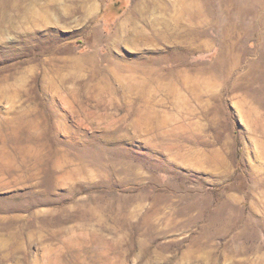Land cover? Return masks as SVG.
I'll list each match as a JSON object with an SVG mask.
<instances>
[{
	"label": "rangeland",
	"instance_id": "1",
	"mask_svg": "<svg viewBox=\"0 0 264 264\" xmlns=\"http://www.w3.org/2000/svg\"><path fill=\"white\" fill-rule=\"evenodd\" d=\"M0 264H264V0H0Z\"/></svg>",
	"mask_w": 264,
	"mask_h": 264
},
{
	"label": "bare ground",
	"instance_id": "2",
	"mask_svg": "<svg viewBox=\"0 0 264 264\" xmlns=\"http://www.w3.org/2000/svg\"><path fill=\"white\" fill-rule=\"evenodd\" d=\"M3 9V7H2ZM20 12H24L25 8L20 6ZM11 11V10H10ZM9 11V12H10ZM148 12V11H147ZM9 14V13H8ZM143 15V14H142ZM9 21V20H8ZM10 22V21H9ZM134 23V22H133ZM132 23V24H133ZM135 24V23H134ZM1 32H5L3 29H1ZM141 34L136 31L135 26H133L131 29H124L119 30L118 33H116V37H139ZM115 37V36H114Z\"/></svg>",
	"mask_w": 264,
	"mask_h": 264
}]
</instances>
